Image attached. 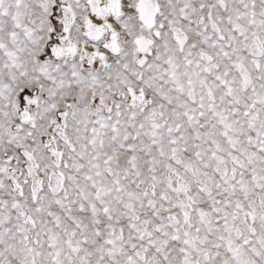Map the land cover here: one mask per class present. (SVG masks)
Returning a JSON list of instances; mask_svg holds the SVG:
<instances>
[{"label":"snow or ice","instance_id":"6c2138e0","mask_svg":"<svg viewBox=\"0 0 264 264\" xmlns=\"http://www.w3.org/2000/svg\"><path fill=\"white\" fill-rule=\"evenodd\" d=\"M0 264H264V0H0Z\"/></svg>","mask_w":264,"mask_h":264}]
</instances>
